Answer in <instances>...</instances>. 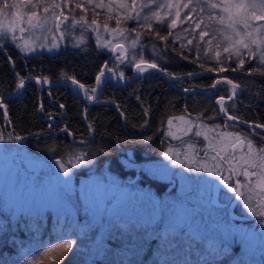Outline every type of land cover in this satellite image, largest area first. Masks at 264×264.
<instances>
[{
	"label": "trees",
	"instance_id": "1",
	"mask_svg": "<svg viewBox=\"0 0 264 264\" xmlns=\"http://www.w3.org/2000/svg\"><path fill=\"white\" fill-rule=\"evenodd\" d=\"M145 9L142 15L154 11ZM185 28L188 31H184ZM80 29H83L82 43L62 45L53 51L25 54L16 44H1L0 96H9L20 78L45 81L47 77L48 82H53L74 77L88 90L94 87L95 78L105 65L112 69V76L122 72V78H128L140 56L148 62H156L178 78L164 72L171 85L158 70L149 69L121 84L105 79L96 97L90 100L79 95V87L73 81V84L63 81L53 86H41L28 79L21 91L4 99L7 116L0 108V131L5 137L9 134L30 135L20 141L47 162L81 156V161L87 164L79 170L81 173L100 168L107 162L112 173L118 176L138 174L140 183L159 194L166 189L165 182L142 171L136 173L137 170L128 168L124 160L143 162L159 158L167 145L164 125L168 117L185 114L207 125L239 131L252 138L257 146L264 144V129L256 128L253 132L252 126L229 121L219 113L215 101L221 96L227 98L229 86L217 85L215 95H207L215 90L209 85L220 75L204 70L217 65L215 61L204 59L207 57L202 50L207 48L204 41L198 39L199 29L191 35L188 22L182 25L178 22L175 28H170L167 23L153 25L154 31L166 36V40L158 39L154 33L149 35L146 27L126 34L128 40L119 35L111 36L112 33L101 27L98 43L97 33L91 28ZM137 32L142 34V47L133 50L130 40ZM194 36L197 38L193 39ZM189 40L192 44L185 48ZM104 41L128 48L129 60L115 59V51L102 46ZM195 42L202 49L199 58L192 47ZM133 52L137 55L134 61L131 60ZM111 54L113 57L108 61ZM185 56L188 59H184ZM225 65L236 67L234 62ZM257 67L261 66L246 60L245 70L237 71L248 73L246 69ZM189 72L196 74L188 76ZM229 78L241 84L242 89L232 100L223 102L228 108L227 113L243 121L264 124V76L238 74ZM181 89L197 91L182 92ZM33 133L37 134L31 135ZM78 218L54 216L50 211L42 214L1 210L0 264H26L30 258H35V264H264V260L244 254L237 242L228 245L187 230L184 225L158 223L151 226L117 215L110 219L107 227L100 228L97 222L88 224L82 214H78ZM68 240L75 241L72 249L56 247ZM45 249L51 251L42 255Z\"/></svg>",
	"mask_w": 264,
	"mask_h": 264
},
{
	"label": "rangeland",
	"instance_id": "2",
	"mask_svg": "<svg viewBox=\"0 0 264 264\" xmlns=\"http://www.w3.org/2000/svg\"><path fill=\"white\" fill-rule=\"evenodd\" d=\"M151 10H155L154 5L151 6ZM105 11L97 9V12L101 13L96 18L97 23L102 28L107 23L110 30L116 29L118 27L116 20L106 19ZM174 12L173 9V14ZM76 13L77 18L86 15L89 21L92 19L90 11L85 13L77 9ZM144 13H141V17ZM65 14H69L67 8ZM116 14L117 8L113 5V16ZM119 14L121 16L119 28L125 29V36L131 33L133 28L137 31L139 23H144L143 19L125 20V15H134L131 10L120 9ZM163 14L164 12H161V15ZM206 14L197 11L193 13V19L196 20L200 15ZM3 22L8 24L9 18L5 17ZM149 23L166 24H157L154 20H150ZM22 26L26 31L20 33L17 30L18 38L15 41L11 38L12 34L8 33L0 45L16 44L22 53L31 54L44 50L53 51L62 45H79L84 40L83 29H80L82 26L71 28L67 26V22L59 29L55 28L53 21H49L44 28L28 29L26 23ZM195 31L192 28L190 34L193 35ZM114 35L117 34L111 36ZM210 38L211 35L205 40ZM25 41L35 48V51H24L21 45ZM195 43L193 49H196L197 42ZM215 43L216 41H213V44ZM186 47H190L188 42ZM115 54L116 59L121 55L120 50H115ZM253 62L261 66L257 60ZM114 76L122 78L119 73ZM102 79L104 82L105 78ZM174 117H184L185 120L194 121L192 131L187 132L185 130L187 125L179 119H173L172 125H169L168 120ZM215 126L217 125H207L185 114L168 117L164 125L167 145L159 158L143 162L127 158L124 160L128 168L137 170L136 173L142 171L165 182L166 189H162L160 194L140 183L138 174L118 176L112 173L107 162L100 168H91L89 172L81 173L79 170L87 164L78 161L76 156H66L59 161L47 162L25 142L9 140L5 137L0 141V149H3L0 150V211L12 213L38 211L42 214L50 211L54 216L67 215L77 220L78 214H82L88 220V224L97 222L100 228L107 227L110 219L117 215L128 216L151 226L158 223H162L163 226L184 225L187 230L222 240L228 245L237 242L244 254L257 260H264L262 218L252 214L245 207L243 199L232 193L220 176L210 175L201 167L206 162L207 167L213 168L214 162L211 158L216 153L208 147V144L219 141L211 138L218 137L221 132H236L218 127L214 132H208L209 139L194 135L198 130L212 129ZM170 132L174 135H170ZM188 144L194 145V148H189ZM164 152H168V157L163 155ZM236 155H239V150ZM61 164L71 169L69 177L64 176ZM220 171L224 177L230 175L227 166ZM237 178L245 179L233 175L229 183H233ZM64 180L68 183H63ZM241 191L244 189L242 188ZM102 230L100 235L103 233Z\"/></svg>",
	"mask_w": 264,
	"mask_h": 264
},
{
	"label": "snow or ice",
	"instance_id": "3",
	"mask_svg": "<svg viewBox=\"0 0 264 264\" xmlns=\"http://www.w3.org/2000/svg\"><path fill=\"white\" fill-rule=\"evenodd\" d=\"M113 5L117 8V14L113 16ZM139 5V11L137 6ZM155 6L154 11H149L141 17V13L145 8L151 9V6ZM90 6V7H89ZM65 8L68 9L69 14H65ZM80 9L83 12H91L92 19L89 21L86 15H80L77 18L76 10ZM97 9H104V16L106 19H115L117 23L116 29H109L107 23L103 25L104 31H111L113 34H117L128 40V37L124 35L125 29L119 28L121 22V16L119 10L125 11L131 10L134 15H125V20L140 21L143 19L144 23H139L138 27L148 29V34L153 33L158 39L166 40V36H160L159 31H154L153 25L149 23L150 20H154L157 24L167 23L170 28H175L178 22L182 25L185 22L189 23V27L200 29L198 33V39L205 41L207 50L203 52V55L208 60L215 61L216 67L204 68L201 64V68L205 71L224 73L231 70L236 72L238 69L245 70L244 65L246 59L257 60L261 67L246 69L249 74H256L264 76V0H0V43L3 42V38L8 33L12 34V40L15 41L18 37L16 36L17 30L20 33L26 31L23 24H27L28 29H35L37 27L44 28L49 21H53L55 28L59 29L61 25L66 24L67 26L74 28L77 25L82 26L85 30L91 28L97 33V42H100L101 26L97 23V17L101 15L97 12ZM173 9L175 10L173 14ZM187 10V11H184ZM215 10H219L218 12ZM164 12L161 15V12ZM207 13L206 15H200L198 19H193V13ZM183 12V18L181 13ZM9 18V23L5 24L4 18ZM63 17V19H61ZM171 19L169 20V18ZM207 21V22H205ZM51 30V29H49ZM132 32H136L133 28ZM184 31H188L187 28ZM63 35V33H61ZM141 33L137 32L136 36L130 40V45L133 50L140 44ZM168 35L171 36L172 32L169 31ZM210 39L205 40L206 37ZM197 37L194 36L193 39ZM213 41H216L213 44ZM188 44H192V40L188 41ZM103 47H111L112 50H120L121 55L116 57L117 60L124 62L129 60L128 48L124 45L112 46L111 41H104ZM24 51L31 52L35 51L27 41L21 45ZM43 47V45H41ZM186 47V45H184ZM191 51V49H190ZM211 52L212 55H208ZM246 53V55H245ZM226 54V55H223ZM183 55V53H181ZM223 55V58H222ZM201 56V50L199 44L196 45V57ZM137 59L135 52L131 55V60ZM188 59V57H184ZM131 62V61H129ZM195 62V61H193ZM228 62H234L236 67H225ZM136 69L143 73L149 69H157L165 72L173 78H178L176 74L168 73L167 69L160 68V65L156 62H148L143 56L139 57V62L135 64ZM112 69L107 68V65L101 68L100 72L96 76V87L85 90L84 85L80 84L74 77H68L74 84L78 85L80 90L84 91L85 97H95L97 87L103 82L102 78H110ZM196 73L189 72L188 76L195 75ZM123 77V73H119ZM24 79L20 78L17 88L24 87ZM31 79V78H29ZM47 81V77L44 78ZM217 85L229 86L230 94L227 96V100H232L233 97L237 96L238 90L242 89V85L236 83L234 80L229 79L228 76H219L211 85L210 88L215 89ZM189 91V89H185ZM225 97H219L217 103L220 105V111L227 113L228 108L224 106ZM43 106L41 105V108ZM63 107V105H61ZM0 108L4 109V115L7 116V106L4 104V97L0 96ZM173 119H179L185 122L187 125L186 131H192V125L195 123L192 120H185L184 117H174L168 120V124L172 125ZM229 121H236L239 119L237 116L228 115ZM243 123H250L242 121ZM219 125L212 129H205L203 131L198 130L194 133L196 136H204L209 139L208 132L215 131ZM228 127V125H225ZM256 128L264 129V124H253L252 131L255 132ZM174 135V133H169ZM5 139V134L0 131V141ZM9 140L20 141L23 137L11 135L7 136ZM218 139V143L210 142L208 147L212 149L216 155L211 159L214 162L213 168L210 169L205 164L201 167L203 171L209 172L210 175L220 176L225 184L230 188L232 193H235L238 198H242L245 207L248 210L259 217H261V223H264V144L259 146L256 145L255 141L247 136H242L239 131L237 132H221L218 137H212L211 140ZM189 148H194V145L188 144ZM3 150V149H0ZM237 150L239 155L237 156ZM171 151V149H170ZM164 156L168 157V152L163 153ZM187 158V156H186ZM79 161L82 159L81 156H76ZM71 163V161H69ZM227 166V170L230 173L229 176L224 177L221 174V169ZM65 177L70 176L71 169L61 164ZM199 170V169H197ZM244 177L241 180L237 178L233 183L232 176ZM59 179V177H58ZM63 183L67 184L68 181L64 180ZM244 191H241V189ZM75 244L74 240L65 241L62 245L56 247H63L66 250L72 249ZM51 249H45L42 255H46ZM26 264H35V258H30Z\"/></svg>",
	"mask_w": 264,
	"mask_h": 264
},
{
	"label": "water",
	"instance_id": "4",
	"mask_svg": "<svg viewBox=\"0 0 264 264\" xmlns=\"http://www.w3.org/2000/svg\"><path fill=\"white\" fill-rule=\"evenodd\" d=\"M113 57V54H111L110 56H109V58H108V61L111 59ZM136 64V63H135ZM135 64L133 65V67H132V74H131V76H129L128 78H117V77H115V76H112L111 75V77L110 78H105L106 80H109V81H111V82H113V83H118V84H121V83H125V82H127V81H130V80H132V79H134V78H136L141 72H139L137 69H136V67H135ZM154 70H157V69H154ZM159 71V70H158ZM160 72V74H161V76L168 82V83H170L171 85H172V83L168 80V78L166 77V75L164 74V72H162V71H159ZM220 76L221 75H223V76H228V77H231V76H234V75H238V74H241V75H252V76H260V75H256V74H249V73H240L239 71H236V72H231V70H229L228 72H224V73H218ZM29 78H27V79H24V84H25V82H26V80H28ZM230 79V78H229ZM31 80H33V81H36L38 84H40L41 86H53V85H56V84H59V83H61V82H65V83H68V84H73L72 83V80L71 79H68V78H60V79H58V80H56V81H53V82H48V81H43V80H39V79H36V78H31ZM103 83V82H102ZM102 83H101V85H102ZM101 85L99 86V87H97V90H96V93H95V97H96V95H97V92H98V89L101 87ZM78 86V85H77ZM94 87H96V79H95V83H94ZM84 89H85V87H84ZM216 89H217V87L215 88V90L214 91H212V92H210V93H207V95H209V96H213V95H215V93H216ZM22 90V88H20V89H18L17 87H16V89L9 95V96H7V97H5L4 99H7V98H10V97H13L14 95H16V93L17 92H19V91H21ZM86 90V89H85ZM181 91L182 92H191V91H197V90H194V89H189V91H185V89H181ZM240 92V90H238V93ZM79 95L83 98V99H85V100H90V99H93L91 96H89V97H85V95H84V91L83 90H80L79 89ZM94 97V98H95ZM218 99L219 98H217L216 99V101H215V104H216V106H217V108H218V111H219V113L221 114V115H223V116H225V117H227L229 114L228 113H224V112H221L220 111V105L217 103V101H218ZM225 100H227V98H225ZM243 120H240V119H238V120H236L235 122H238V123H240V124H242V125H247V126H252L253 124H256V123H253V122H250V123H243L242 122ZM248 122V121H247ZM37 133H33V134H31V135H36ZM9 135H11L12 137H16L17 135H12V134H9ZM30 135H23V136H20V137H23V139L22 140H25V139H27L28 137H29ZM75 143H77V144H83V143H85V142H80V141H75Z\"/></svg>",
	"mask_w": 264,
	"mask_h": 264
}]
</instances>
